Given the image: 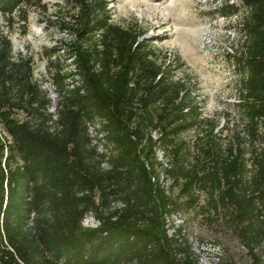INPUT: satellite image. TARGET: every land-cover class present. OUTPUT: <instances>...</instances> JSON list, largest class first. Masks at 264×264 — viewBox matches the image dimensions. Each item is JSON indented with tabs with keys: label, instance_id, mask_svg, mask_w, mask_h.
I'll return each mask as SVG.
<instances>
[{
	"label": "trees",
	"instance_id": "1",
	"mask_svg": "<svg viewBox=\"0 0 264 264\" xmlns=\"http://www.w3.org/2000/svg\"><path fill=\"white\" fill-rule=\"evenodd\" d=\"M67 1L73 11L60 25L71 36L53 52L46 48L59 90L54 110L34 75L33 56L15 52L0 24V264H197L173 254L161 215L195 205L198 186L246 223L241 233L249 246L260 241L264 147L253 151L250 176L242 148L225 153L218 141L206 159L187 164L178 136L203 122L205 104L191 79L177 75L180 56L171 59L143 30L115 22L109 0ZM42 2L0 0V13L27 22L25 6ZM242 3L240 28L248 40L231 58L241 111L257 127L264 119V0ZM218 11L232 16L241 6L227 2ZM96 120L115 154L93 142ZM157 147L176 161L167 169L181 184L176 197L159 181ZM115 197L123 204L112 207ZM94 210L98 224L84 225Z\"/></svg>",
	"mask_w": 264,
	"mask_h": 264
},
{
	"label": "rangeland",
	"instance_id": "2",
	"mask_svg": "<svg viewBox=\"0 0 264 264\" xmlns=\"http://www.w3.org/2000/svg\"><path fill=\"white\" fill-rule=\"evenodd\" d=\"M109 2L115 22L143 30V36L153 39L171 59L180 56L175 67L177 75L191 79L204 99L203 122L178 136V141H184L180 158L183 157L187 164L203 161L207 157V148L218 141L225 153L229 152L230 146L235 152L242 148L250 176L254 169L253 151L264 147L261 136L264 134V119L259 120L255 127L254 122L242 113L240 74L231 58L232 54L246 47L248 40L240 28V20L247 13L242 0ZM227 2L240 5L241 11L232 16L221 14L218 10ZM25 8L27 22L18 13L12 21L0 13V24L10 35L15 52L21 50L23 54L33 56L34 75L49 90L52 96L50 109L54 110L59 90L48 68L46 48L53 52V45L63 38H70V32L61 27L60 20L69 16L73 7L67 0H43L42 4H31ZM66 66L73 68L74 64L68 59ZM20 117L24 118L25 114L20 113ZM100 121L91 124L93 142L100 151L115 154L116 147L100 129ZM253 125L259 137L252 134ZM168 157L173 164L176 163L171 153ZM160 161L157 157L159 174L162 170ZM103 166L108 168L111 162L106 160ZM170 179L168 182L165 180L166 187L168 193L176 197L181 184L174 180V175H170ZM197 189L198 202L192 206L183 203L182 216L168 212L161 215L173 254L180 261L189 256L197 264H253L256 255L260 259L258 264H264V236L258 242L250 241L249 246L241 233V227L246 223L233 220V208L221 204L215 206L208 190L199 186ZM179 200L185 201L186 196ZM122 204L118 197L112 199V207ZM98 222L95 210L88 212L83 219L84 225L95 226Z\"/></svg>",
	"mask_w": 264,
	"mask_h": 264
},
{
	"label": "built area",
	"instance_id": "3",
	"mask_svg": "<svg viewBox=\"0 0 264 264\" xmlns=\"http://www.w3.org/2000/svg\"><path fill=\"white\" fill-rule=\"evenodd\" d=\"M154 132V136H156V130L153 131ZM158 154V155H157ZM156 156L159 157V159L161 160V167H162V170H161V174L158 173L159 175V181L161 182L162 186L166 189L167 192L168 189L166 187V182L165 180L168 182L170 179V173L167 171L168 168H170L172 166V162L170 161L169 157H168V153L166 152V150L163 148V147H157L156 149ZM153 179H156V176L153 177ZM164 179V180H163ZM183 213L182 211H175V212H172V213H169L171 215H175V216H182Z\"/></svg>",
	"mask_w": 264,
	"mask_h": 264
}]
</instances>
